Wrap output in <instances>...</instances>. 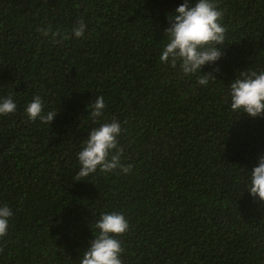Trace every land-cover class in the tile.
I'll return each mask as SVG.
<instances>
[{"label":"trees","instance_id":"16d2710c","mask_svg":"<svg viewBox=\"0 0 264 264\" xmlns=\"http://www.w3.org/2000/svg\"><path fill=\"white\" fill-rule=\"evenodd\" d=\"M182 0H0V203L14 212L0 238V264H78L102 212H122L129 229L123 264H264V201L245 175L264 152V115L234 114L228 82L264 69V0H215L228 41L207 86L160 63L166 18ZM86 24L83 37L72 27ZM51 25L67 38L53 41ZM34 95L49 123L30 121ZM121 121V162L76 180V153L93 123Z\"/></svg>","mask_w":264,"mask_h":264},{"label":"clouds","instance_id":"9594fccd","mask_svg":"<svg viewBox=\"0 0 264 264\" xmlns=\"http://www.w3.org/2000/svg\"><path fill=\"white\" fill-rule=\"evenodd\" d=\"M168 26L164 29L165 41L159 53V61L176 69L181 77H196V83L207 86L216 76L211 71L202 72L204 65H215L223 55L227 39L226 27L222 23L223 11L215 0H182L167 13ZM86 24L78 21L73 25V38H81ZM43 37L53 41L63 36L51 25L39 29ZM228 108L234 114L244 113L250 117L264 115V69L240 71L228 82L225 97ZM87 117L93 123L86 138L76 153L77 179H88L100 171L129 174L133 166L121 162L123 147L118 137L124 131L121 121L104 119L106 104L102 95H97L86 105ZM17 101L12 94L0 96V115L14 113ZM28 120H39L42 124L53 121L57 110L45 111V102L40 95H34L23 108ZM254 198L264 201V152L256 156V163L245 175V189ZM13 209L0 203V238L9 232ZM129 229V221L122 212H102L95 220L93 238L77 257L78 264H123L124 248L118 238Z\"/></svg>","mask_w":264,"mask_h":264}]
</instances>
